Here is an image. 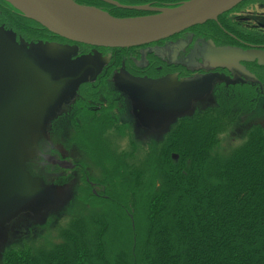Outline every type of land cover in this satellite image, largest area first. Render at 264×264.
<instances>
[{"label":"trees","instance_id":"obj_1","mask_svg":"<svg viewBox=\"0 0 264 264\" xmlns=\"http://www.w3.org/2000/svg\"><path fill=\"white\" fill-rule=\"evenodd\" d=\"M6 7L7 30L30 45L33 26ZM221 106L181 119L138 166L113 159L106 197L88 189L89 212L58 243L10 249L4 264H264V133L222 156L230 121Z\"/></svg>","mask_w":264,"mask_h":264},{"label":"flooded vegetation","instance_id":"obj_2","mask_svg":"<svg viewBox=\"0 0 264 264\" xmlns=\"http://www.w3.org/2000/svg\"><path fill=\"white\" fill-rule=\"evenodd\" d=\"M72 1L116 19H133L152 16L157 10L173 9L190 0ZM141 8L146 10H139ZM5 9L8 7L0 0V28L7 30ZM33 28L30 44L35 58L43 52L49 57L52 49L45 46H56L61 50L57 49L49 60L44 57L46 65L52 66L58 58L68 65L76 61L84 64L76 74L79 76L83 72L75 83L73 98L68 103L71 105L66 112L71 127L77 124L92 127L127 125L124 117L119 116L122 113L120 101L129 107V117L135 116V106L142 111L139 112L141 123L153 125L156 119H150V116L157 108L176 103L181 86L186 83L208 89V98L214 99L215 103L224 93L236 106L251 109L264 99V0H243L216 20L128 49L90 47L69 42L36 26ZM36 46L43 48L39 51L41 48ZM200 92L195 91V95ZM73 138L77 137L74 135ZM57 153L56 147L41 149L30 169L38 172V169L49 167L88 172L81 163H72L63 158L66 154ZM85 183L90 189L97 185L89 179Z\"/></svg>","mask_w":264,"mask_h":264},{"label":"rangeland","instance_id":"obj_3","mask_svg":"<svg viewBox=\"0 0 264 264\" xmlns=\"http://www.w3.org/2000/svg\"><path fill=\"white\" fill-rule=\"evenodd\" d=\"M14 13L23 17L31 26L46 29L15 9ZM103 14L106 15V13ZM0 29L21 50L25 51L51 77V80L65 81L52 94L38 136L28 135L26 144L18 143L16 152L20 157L18 159L23 160V170L38 179L41 187L33 198H15L5 204H0V264H4V254L10 249L20 247L47 249L58 243L59 230L66 227L72 217L86 215L89 212L87 206H84L86 203L92 202L91 198L86 199L89 194L88 189L94 196L106 197L107 194L104 193L109 185L104 179L110 178L109 169L117 170L118 167L113 159L117 162H119L118 160L124 161L127 165L138 166L137 164L143 159L149 147H155L163 142L172 128L179 123H177L179 119L191 118L196 112L200 113L208 108L217 110L222 107L221 104H228V108L223 111L228 116L230 124H228L227 131L220 135L219 145L216 149V152L222 156H226L235 148L240 147L252 130L260 129L264 133V99H260L254 109L243 111L242 107L236 106L231 98L226 99L225 93L221 94L219 101L215 103L214 99L209 100L208 89L188 83L181 86L176 103L159 107L154 111L152 117L150 116V119H156V123L153 125L141 123L139 112L142 111H139L135 106L133 108L135 116L129 117V107L120 101L118 104L122 113L119 116L124 117L123 121L127 125L117 127L87 125V127L77 124L71 127L70 124L68 125L69 117L66 112L71 105L68 103L73 98L72 92L77 85L75 83L83 72L79 76L76 74L82 70L84 64L81 65L76 61L75 64L68 65L58 58L52 66L46 65L43 58L48 57L47 53L43 52V55L35 58L31 44L27 45L22 40L19 41L20 38H16L12 32L5 28ZM36 47L41 48L39 51L43 48L42 46ZM45 47H51L52 53L49 57H54L53 54L58 48L56 46ZM73 50L75 51V49ZM49 57L47 60L50 59ZM195 91L201 92L195 95ZM53 121L56 122L53 123ZM84 127L85 129H83ZM99 127H102L104 131L102 137L99 132H96ZM74 135L77 138L74 139ZM69 144L70 146H68ZM44 147H56L59 151L57 154H66L64 159H68L72 163H81L82 167H87L88 172L84 173L78 169L68 172L49 167L34 172L35 170L30 169V164L38 157V153H41V149H45ZM132 147L135 150L134 154H132ZM104 148L107 150L106 152H104ZM105 159L107 160L104 161ZM86 179L96 182V187L88 188L85 183ZM110 186L113 187L112 184Z\"/></svg>","mask_w":264,"mask_h":264},{"label":"water","instance_id":"obj_4","mask_svg":"<svg viewBox=\"0 0 264 264\" xmlns=\"http://www.w3.org/2000/svg\"><path fill=\"white\" fill-rule=\"evenodd\" d=\"M3 1L69 42L96 48L128 49L216 20L243 0H190L176 8L133 19L112 18L70 0ZM64 82L51 80L0 29V204L38 194L40 181L23 170V160L11 155L16 152L13 148L18 145L16 142L24 145L28 135L38 136L52 94Z\"/></svg>","mask_w":264,"mask_h":264},{"label":"bare ground","instance_id":"obj_5","mask_svg":"<svg viewBox=\"0 0 264 264\" xmlns=\"http://www.w3.org/2000/svg\"><path fill=\"white\" fill-rule=\"evenodd\" d=\"M15 138L17 139L16 141H18V138H17V137H15ZM16 144H18V142H16ZM16 144H15V145H16ZM17 146H18V145H17ZM17 146H14V147H13V148H16V151H17ZM11 157H12V158H16V159H17V158H20V157H18V155H17L16 152H15L14 154H12ZM18 160H20V159H18Z\"/></svg>","mask_w":264,"mask_h":264}]
</instances>
